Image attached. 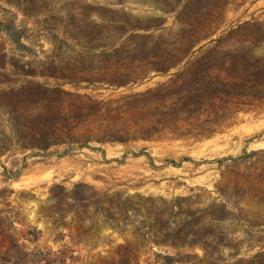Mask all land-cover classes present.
<instances>
[{"label":"rangeland","instance_id":"1","mask_svg":"<svg viewBox=\"0 0 264 264\" xmlns=\"http://www.w3.org/2000/svg\"><path fill=\"white\" fill-rule=\"evenodd\" d=\"M0 264H264V0H0Z\"/></svg>","mask_w":264,"mask_h":264},{"label":"trees","instance_id":"2","mask_svg":"<svg viewBox=\"0 0 264 264\" xmlns=\"http://www.w3.org/2000/svg\"><path fill=\"white\" fill-rule=\"evenodd\" d=\"M36 89H37L38 93L41 94L42 96L52 92L51 90H48L46 87H44L42 85L36 86Z\"/></svg>","mask_w":264,"mask_h":264}]
</instances>
